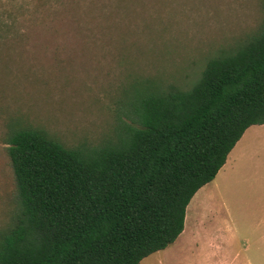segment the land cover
I'll return each mask as SVG.
<instances>
[{
  "label": "trees",
  "instance_id": "obj_1",
  "mask_svg": "<svg viewBox=\"0 0 264 264\" xmlns=\"http://www.w3.org/2000/svg\"><path fill=\"white\" fill-rule=\"evenodd\" d=\"M258 1L255 26L198 55L189 79L158 71L116 79L112 121L93 142L68 145L41 125L9 119L2 140L14 194L0 228V264H138L174 241L192 195L243 131L264 123ZM134 2L112 0L128 20ZM140 26L150 31L144 19ZM120 51L126 65L152 52L124 41Z\"/></svg>",
  "mask_w": 264,
  "mask_h": 264
},
{
  "label": "rangeland",
  "instance_id": "obj_2",
  "mask_svg": "<svg viewBox=\"0 0 264 264\" xmlns=\"http://www.w3.org/2000/svg\"><path fill=\"white\" fill-rule=\"evenodd\" d=\"M135 4H127L128 20L112 0H0V228L14 194L2 140L9 119L41 125L68 145L93 142L112 121L116 79L157 71L166 80L189 79L198 55L252 29L260 12L258 0ZM142 19L147 33L139 31ZM123 41L152 52L132 55L133 64L126 65L120 61ZM241 152L185 207V233H199L197 244L179 234L165 251L138 264H202L200 254L216 245L213 240L225 260L234 255L264 264V153L247 161L241 157L252 156V149Z\"/></svg>",
  "mask_w": 264,
  "mask_h": 264
},
{
  "label": "crops",
  "instance_id": "obj_3",
  "mask_svg": "<svg viewBox=\"0 0 264 264\" xmlns=\"http://www.w3.org/2000/svg\"><path fill=\"white\" fill-rule=\"evenodd\" d=\"M247 148H250L253 151V152H250V154L252 156H247V157L246 156L245 157L242 156L241 157L242 159H245L247 161H253L252 157H254L256 159V161H257V158L259 156L258 152L259 153H261V152L264 153V123H262V124H253V125L248 126L243 131V133L241 134L239 139L235 142L233 147L227 153L225 161H224L223 164H227V163L231 164L233 162L235 163V161L239 160V158H238L239 153L242 154L241 151L245 150ZM185 230H186L185 226H183L182 231L179 234L180 235L184 234V237L187 236L186 239H188V238L192 239V240L199 239L198 238L199 237V233H197L196 236H192L191 232L187 231L185 233ZM175 239L170 244H174ZM192 240H190V241H192ZM184 242H185V240L180 242V245L182 243H184ZM196 244H197V240H196ZM213 244H216V245H214V247L212 245V249L205 250L202 254H200L201 256H204V260H203L202 264H252L248 257L247 258L246 257H238V256H234L233 255L230 259L225 260V257L223 255L224 254L223 247L220 245L219 246L220 249H218V246H217L218 242L216 240H213ZM216 246H217V248H216ZM166 247H164L161 250H157V251L158 252L165 251ZM158 261L161 262L162 261V257Z\"/></svg>",
  "mask_w": 264,
  "mask_h": 264
}]
</instances>
